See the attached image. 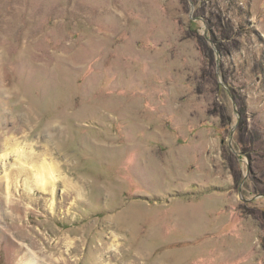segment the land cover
Segmentation results:
<instances>
[{"label": "rangeland", "instance_id": "obj_1", "mask_svg": "<svg viewBox=\"0 0 264 264\" xmlns=\"http://www.w3.org/2000/svg\"><path fill=\"white\" fill-rule=\"evenodd\" d=\"M0 157V264H264V0H0Z\"/></svg>", "mask_w": 264, "mask_h": 264}, {"label": "crops", "instance_id": "obj_2", "mask_svg": "<svg viewBox=\"0 0 264 264\" xmlns=\"http://www.w3.org/2000/svg\"><path fill=\"white\" fill-rule=\"evenodd\" d=\"M185 209L188 210L187 213H188V212H189V213L191 212V213L189 214V216H190V215L192 216V215H193V213H192V212H193V209L196 210L197 208H194L193 206H188V205L185 204ZM190 209H191V210H190ZM180 213H181V212H180ZM184 215L186 216L185 211L183 210V211H182V216H184ZM193 216H194V215H193ZM194 217H195V216H194Z\"/></svg>", "mask_w": 264, "mask_h": 264}, {"label": "bare ground", "instance_id": "obj_3", "mask_svg": "<svg viewBox=\"0 0 264 264\" xmlns=\"http://www.w3.org/2000/svg\"><path fill=\"white\" fill-rule=\"evenodd\" d=\"M21 150V149H20ZM1 157H3V156H1ZM0 157V158H1ZM46 169V168H45ZM48 173V172H47ZM44 176V174H41V181L43 182V183H47V177L45 178V177H43Z\"/></svg>", "mask_w": 264, "mask_h": 264}]
</instances>
